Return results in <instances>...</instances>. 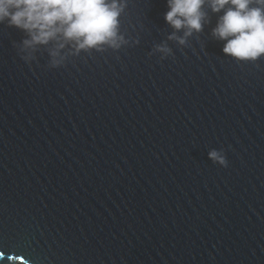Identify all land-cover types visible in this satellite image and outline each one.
<instances>
[{
    "label": "water",
    "instance_id": "1",
    "mask_svg": "<svg viewBox=\"0 0 264 264\" xmlns=\"http://www.w3.org/2000/svg\"><path fill=\"white\" fill-rule=\"evenodd\" d=\"M123 3L119 47L0 24V264H264V57Z\"/></svg>",
    "mask_w": 264,
    "mask_h": 264
},
{
    "label": "clouds",
    "instance_id": "2",
    "mask_svg": "<svg viewBox=\"0 0 264 264\" xmlns=\"http://www.w3.org/2000/svg\"><path fill=\"white\" fill-rule=\"evenodd\" d=\"M206 0H168L165 21L188 36L202 29ZM221 12L213 35L223 41L222 52L240 62L264 57V0H208ZM123 0H0V24L26 32V46L56 41L75 51L119 47V17ZM180 43H184L180 39ZM57 53L54 52L55 56ZM214 160L224 161L213 151ZM11 261V260H10Z\"/></svg>",
    "mask_w": 264,
    "mask_h": 264
},
{
    "label": "snow or ice",
    "instance_id": "3",
    "mask_svg": "<svg viewBox=\"0 0 264 264\" xmlns=\"http://www.w3.org/2000/svg\"><path fill=\"white\" fill-rule=\"evenodd\" d=\"M3 254L2 253H0V256H2Z\"/></svg>",
    "mask_w": 264,
    "mask_h": 264
}]
</instances>
